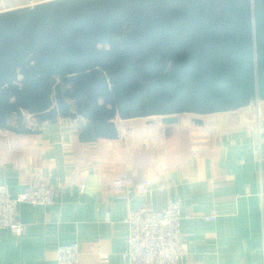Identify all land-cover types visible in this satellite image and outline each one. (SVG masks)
Returning a JSON list of instances; mask_svg holds the SVG:
<instances>
[{
  "label": "water",
  "instance_id": "1",
  "mask_svg": "<svg viewBox=\"0 0 264 264\" xmlns=\"http://www.w3.org/2000/svg\"><path fill=\"white\" fill-rule=\"evenodd\" d=\"M264 102V0H54L0 13V130L202 117ZM26 115V116H25ZM14 124H10L11 120ZM15 125V126H14Z\"/></svg>",
  "mask_w": 264,
  "mask_h": 264
},
{
  "label": "crops",
  "instance_id": "2",
  "mask_svg": "<svg viewBox=\"0 0 264 264\" xmlns=\"http://www.w3.org/2000/svg\"><path fill=\"white\" fill-rule=\"evenodd\" d=\"M51 1L0 0V13ZM183 116L174 125L117 118L118 140L90 144L79 140L81 120L58 118L36 136L0 131V186L13 199L42 183L55 192L53 205H18L24 233L0 231V264H57L58 247L70 244L80 264H129L121 256L129 213L169 201L181 205L182 264H264V123L258 144L250 107L202 117L203 125ZM117 179L126 202L112 188Z\"/></svg>",
  "mask_w": 264,
  "mask_h": 264
},
{
  "label": "built area",
  "instance_id": "3",
  "mask_svg": "<svg viewBox=\"0 0 264 264\" xmlns=\"http://www.w3.org/2000/svg\"><path fill=\"white\" fill-rule=\"evenodd\" d=\"M250 108L251 125L255 138L260 144L264 123V102L255 100ZM85 181V179L81 180V186ZM112 188L119 201H128L125 191L127 185L123 180H114ZM140 191H146V186L141 185ZM54 196L53 188L47 183L26 191L17 199L11 197L9 188L0 186V231L9 230L13 235L21 236L24 233V227L18 219V205L26 203L39 207L50 206L54 204ZM182 219L181 205L174 201H169L160 211H154L146 205L131 211L126 221L127 249L121 254L122 259L129 264H182L184 257ZM205 219L213 221L215 215H208ZM79 258L77 244L59 246L57 249V264H80Z\"/></svg>",
  "mask_w": 264,
  "mask_h": 264
},
{
  "label": "rangeland",
  "instance_id": "4",
  "mask_svg": "<svg viewBox=\"0 0 264 264\" xmlns=\"http://www.w3.org/2000/svg\"><path fill=\"white\" fill-rule=\"evenodd\" d=\"M26 116V115H25ZM183 117H190V118H194V117H192V115H187V116H183ZM154 120H160V119H154ZM33 119H32V117H29V116H26L25 117V122H26V126H27V128H30V129H33V130H35V127L36 126H38L36 123H35V125H34V123H33ZM14 122H15V120L13 119V120H11L10 121V124H14ZM35 122V121H34ZM15 126V125H14ZM1 131V130H0ZM1 132H4V131H1ZM9 138H11V137H9ZM7 140V142H8V140H10V139H6ZM8 146H9V142L8 143H6V144H4L1 148V151H5L7 148H8ZM8 150H10V152H12L11 151V148L10 149H8Z\"/></svg>",
  "mask_w": 264,
  "mask_h": 264
}]
</instances>
